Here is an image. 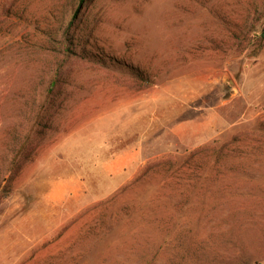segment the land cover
<instances>
[{
    "label": "rangeland",
    "instance_id": "rangeland-1",
    "mask_svg": "<svg viewBox=\"0 0 264 264\" xmlns=\"http://www.w3.org/2000/svg\"><path fill=\"white\" fill-rule=\"evenodd\" d=\"M261 33L264 0H0V264H264ZM210 109L222 147L161 164Z\"/></svg>",
    "mask_w": 264,
    "mask_h": 264
},
{
    "label": "crops",
    "instance_id": "crops-1",
    "mask_svg": "<svg viewBox=\"0 0 264 264\" xmlns=\"http://www.w3.org/2000/svg\"><path fill=\"white\" fill-rule=\"evenodd\" d=\"M226 126L227 121L217 109H210L202 118L177 123L173 132L183 146L195 148L212 140Z\"/></svg>",
    "mask_w": 264,
    "mask_h": 264
},
{
    "label": "trees",
    "instance_id": "trees-1",
    "mask_svg": "<svg viewBox=\"0 0 264 264\" xmlns=\"http://www.w3.org/2000/svg\"><path fill=\"white\" fill-rule=\"evenodd\" d=\"M81 2H87V0H81ZM77 11L73 14L72 20H77ZM73 24V21L72 23ZM261 38H264V35L261 33L258 35ZM73 40V36L70 35V33H65V35L59 39V44H60V48H62V50L64 49V44L66 42V40ZM138 79H142V77H138ZM216 140H214L215 142ZM214 142H208L205 144H202L196 148H193L191 150L185 149L184 152L186 153V155H178V154H171V155H167L165 157L161 158V164H166V163H179L181 165H186L188 163V161L190 159H192L195 155L199 154V153H207L209 151H217L218 149H220L221 147L216 146V144ZM178 152V151H177ZM181 201H193V192L191 190H187V195L186 198L181 200Z\"/></svg>",
    "mask_w": 264,
    "mask_h": 264
},
{
    "label": "water",
    "instance_id": "water-1",
    "mask_svg": "<svg viewBox=\"0 0 264 264\" xmlns=\"http://www.w3.org/2000/svg\"><path fill=\"white\" fill-rule=\"evenodd\" d=\"M227 79H228L229 84H230L232 87H234V86H235V83H234L233 79H232L230 76H228Z\"/></svg>",
    "mask_w": 264,
    "mask_h": 264
}]
</instances>
